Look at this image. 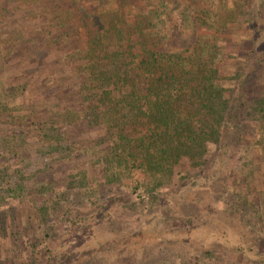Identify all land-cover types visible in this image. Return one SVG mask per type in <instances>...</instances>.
Returning a JSON list of instances; mask_svg holds the SVG:
<instances>
[{"label": "trees", "instance_id": "obj_1", "mask_svg": "<svg viewBox=\"0 0 264 264\" xmlns=\"http://www.w3.org/2000/svg\"><path fill=\"white\" fill-rule=\"evenodd\" d=\"M242 2L234 19L212 1H13L66 53L58 74L41 58L32 83L0 81V264L141 260L185 230L176 246L264 263V0ZM135 214L157 233H118Z\"/></svg>", "mask_w": 264, "mask_h": 264}, {"label": "rangeland", "instance_id": "obj_2", "mask_svg": "<svg viewBox=\"0 0 264 264\" xmlns=\"http://www.w3.org/2000/svg\"><path fill=\"white\" fill-rule=\"evenodd\" d=\"M13 1H18V0H0V17L2 18V21L0 22V57L2 58V62L0 63V81L5 83L6 89H8L12 84L13 85H20L26 80H29L30 82H33L32 77L33 75L38 73V69L36 65L40 61L41 58H44L43 65L48 69V74L53 76L59 73L62 69H59L54 66V63L56 61L63 57L66 53V49H62L60 51L59 49H55L51 46H48L47 43H50L49 41L52 40V37L50 40H45L46 39V34L41 33V24L39 23L38 20V15L36 13L35 9L32 10H27L25 12H19V13H14L12 12V6H14ZM172 1V0H169ZM188 1L190 7L192 5V2L194 5L196 4L198 7L201 8H206L208 5H206V1H212L214 2V9L218 12V17L222 18H234L236 19L233 14L240 15V11L243 6L242 0H184ZM221 3V4H220ZM143 5L144 3H140ZM205 4V5H204ZM229 10H231V13H229ZM240 16H238L239 18ZM215 18L212 17L210 21H214ZM234 21V20H233ZM232 21V22H233ZM172 24L167 23L166 26L170 27ZM178 27L183 26L182 22L179 21L178 24H176ZM186 32V31H185ZM199 34V35H198ZM197 35L198 36H206L203 31H199ZM185 35H188L185 33ZM196 36V35H195ZM50 37V36H49ZM150 38V36H148ZM184 38L186 41L185 46L187 45H192L195 41L194 38L191 36L182 37L180 36V39ZM204 38V37H203ZM175 39V37H173ZM179 39V38H177ZM41 40V41H40ZM21 42L22 46L21 47H16L12 48L9 50L10 52L7 53L4 51V49L9 48L11 46H16L17 42ZM46 41V42H44ZM236 41V38L233 36H226L223 40L220 41V43H225V44H234ZM169 45L172 46V40L168 43ZM235 45V44H234ZM36 46L39 48V54H33L30 55L29 57L25 56L24 53L27 50H33L35 49ZM24 55V56H23ZM31 82V83H32ZM32 89H34L32 87ZM39 89V88H38ZM17 103L16 102H13ZM254 161L256 164V169L255 171V177H259L260 174H264V159L262 160L259 153H255ZM259 170V171H258ZM256 183V182H255ZM264 186V182L262 184L260 182H257L255 184V188L257 191H262ZM157 210H154L150 213H143L141 214L142 217H146L148 220H153L156 215ZM140 214H135L131 216H119L117 217L118 220V226L119 229L117 232L118 233H126L130 227H133L137 229L138 227L143 229L142 231H135L133 235L137 234H147L146 232H151L152 235L157 233L156 231L154 232L152 229V225L149 224V222L146 224V226H142L141 224L136 221V217L139 216ZM169 221H171V218H167ZM213 222L215 220H212ZM29 223V222H28ZM218 222H214L211 224L210 227H207V230H212L216 231V225ZM145 227H148V229ZM170 229V228H169ZM154 232V233H153ZM191 232L190 231H182L179 233H170L169 234V240L166 239L168 236L165 234L164 238V243L160 245V250H146L145 253L141 256V260L139 259L140 255L142 254L141 252L139 253H134L136 255L137 260H132L130 258L127 259L121 258L120 256H115V257H110V256H105L103 255L102 257H99V259L96 260H87L89 261V264H264L260 262H254L251 260H245L241 259L237 261V257L232 253L230 248H223L219 246H215L211 248L209 251L212 252L211 256H206L205 252L203 250H199V248H193L189 246H176L173 242V236L176 237L177 235L180 237H185L188 236ZM208 233V232H205ZM234 233V232H232ZM194 235H196L197 239V232H193ZM120 235V234H119ZM149 235V236H152ZM150 239V238H148ZM172 242L170 244H166V242ZM142 244V243H140ZM195 245V244H194ZM136 247H130L128 248V253L126 255L132 256L130 252L134 250ZM162 252V253H160ZM125 255V256H126ZM138 255V256H137ZM143 258V259H142ZM145 258V259H144ZM127 259V260H126ZM158 259H163L164 262L162 263H156Z\"/></svg>", "mask_w": 264, "mask_h": 264}]
</instances>
